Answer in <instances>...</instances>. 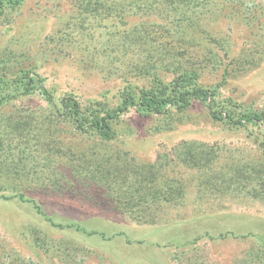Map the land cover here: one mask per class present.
I'll return each instance as SVG.
<instances>
[{
  "label": "trees",
  "instance_id": "1",
  "mask_svg": "<svg viewBox=\"0 0 264 264\" xmlns=\"http://www.w3.org/2000/svg\"><path fill=\"white\" fill-rule=\"evenodd\" d=\"M26 1L0 0V199L27 201L30 192L69 197L140 225L183 207L191 185L264 202V106L247 107L224 94L233 79L264 62V0H64L71 14L45 45L24 36L3 44ZM105 21V33L93 32ZM71 51L82 55L83 69L119 83L111 98L83 102L48 86L42 70ZM35 98L42 102L31 103ZM196 104L211 121L249 132L262 146L255 161L226 158L218 143L184 141L140 163L111 145L131 110L162 132L188 121ZM72 136L86 139L85 146L67 142ZM40 233L30 235L49 254L53 242ZM68 243L55 248L66 263ZM72 249L74 255L78 249ZM184 254L169 262L182 264ZM22 263L0 254V264ZM234 264H264V243Z\"/></svg>",
  "mask_w": 264,
  "mask_h": 264
},
{
  "label": "rangeland",
  "instance_id": "2",
  "mask_svg": "<svg viewBox=\"0 0 264 264\" xmlns=\"http://www.w3.org/2000/svg\"><path fill=\"white\" fill-rule=\"evenodd\" d=\"M70 4L64 0H27L20 12L14 14L15 23L9 26L3 44L12 37L24 36L21 40L33 46L45 45L50 35L62 30L71 14ZM105 22L93 32L105 33L109 21ZM72 53H64L65 58L42 70L48 86L58 96L71 92L83 102L101 99L104 94L111 98L119 83L102 78L97 70L83 69L82 55ZM224 94L247 107L262 108L264 62L233 79ZM30 102L42 101L35 98ZM190 115L176 129L157 132L153 131L156 122L131 110L122 117L117 127L120 135L111 145L114 149L117 145L140 163L154 162L159 153L171 151L184 141L218 143L226 148L223 151L226 158L238 156L241 161H255L257 148L262 146L245 129L211 121L200 104L195 105ZM72 137L67 142L85 146L86 139ZM186 189L189 194L184 206L167 209L166 215L152 225H140L119 212L69 197L30 192L27 201L0 199V254H12V258L17 256L26 264H70L75 258H83L80 264H172L169 260L183 251L186 254L182 264H234L250 247L264 243L263 201L217 195L215 191L203 193L195 185ZM32 230L53 242L49 254L36 247L30 235ZM223 234L227 237L223 238ZM61 241L70 245L68 263L63 252V255L55 252ZM73 247L78 249L74 255Z\"/></svg>",
  "mask_w": 264,
  "mask_h": 264
}]
</instances>
